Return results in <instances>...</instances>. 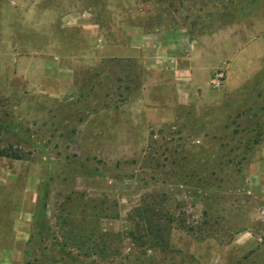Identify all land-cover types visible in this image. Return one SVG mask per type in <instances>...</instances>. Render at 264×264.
<instances>
[{"label":"rangeland","instance_id":"obj_1","mask_svg":"<svg viewBox=\"0 0 264 264\" xmlns=\"http://www.w3.org/2000/svg\"><path fill=\"white\" fill-rule=\"evenodd\" d=\"M0 264H264V0H0Z\"/></svg>","mask_w":264,"mask_h":264}]
</instances>
